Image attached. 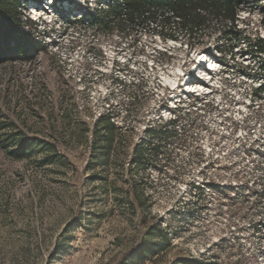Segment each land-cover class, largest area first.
Returning <instances> with one entry per match:
<instances>
[{"label":"rangeland","instance_id":"rangeland-1","mask_svg":"<svg viewBox=\"0 0 264 264\" xmlns=\"http://www.w3.org/2000/svg\"><path fill=\"white\" fill-rule=\"evenodd\" d=\"M62 1L50 25L39 26L44 46L33 58L0 64V139L18 131L53 146L17 159L0 142V264H263L254 255L264 249V226L253 224L264 217L260 201L196 187L193 143L162 130L145 135L151 80L160 72L150 68L152 26L142 29L145 53L135 57L128 41L103 37L90 18L69 25L80 2ZM98 4L88 3L91 15ZM209 24L208 36L219 26ZM163 43L173 55L162 59H193L184 46ZM110 49L128 59L121 77L128 83L138 74L148 90L133 112L128 87L100 74L109 71L103 55ZM109 105L112 114L100 121L97 112ZM108 119L116 127L110 152L105 141L94 147L95 130L106 131ZM163 140L170 144L162 149Z\"/></svg>","mask_w":264,"mask_h":264},{"label":"built area","instance_id":"built-area-1","mask_svg":"<svg viewBox=\"0 0 264 264\" xmlns=\"http://www.w3.org/2000/svg\"><path fill=\"white\" fill-rule=\"evenodd\" d=\"M70 1L64 2L70 4ZM76 1L80 5L78 9H71L69 25L84 18L81 0ZM91 1L99 3L100 8H107L111 0H85L83 10L91 7L88 5ZM33 7L40 13H33ZM53 8L57 9L52 0L34 3L25 9L24 20L31 19L38 26L50 25L47 23L48 18H53ZM77 11L81 14H75ZM210 21L219 24L210 36L205 33L209 24L200 28L196 37L186 40L182 34L178 38L166 35L153 24L148 28L156 43L150 68L160 69V72L151 80L149 93L154 107L149 111L152 121L148 120L144 132L146 137H153L156 131L162 130L165 138H178L181 143H186L187 139L193 143V153L200 163L196 187H212L219 193L226 191L232 199L239 195L253 196L264 206V0H238L233 19L213 18ZM138 32L133 30L124 35L115 29L102 32V35L108 38L116 35L121 42L128 41L137 57L145 53L139 46L143 32L136 37ZM202 33L204 39L199 41L197 37ZM163 40L169 41L172 47L184 46L193 59L183 64H175L173 57L162 59L161 55H173ZM106 52L104 67L109 71L99 68L100 74L109 72L110 80L121 88L128 87L127 100L133 112L142 95L148 92L146 85L138 74L127 83L120 73L129 70L128 59L122 60L123 55L116 53V49L108 51L114 52L112 55ZM122 63L126 66L121 67ZM110 110L109 105L97 112V116L111 115ZM168 144L164 143L162 149ZM260 216L253 224L263 227L264 217ZM254 255L264 264V249Z\"/></svg>","mask_w":264,"mask_h":264},{"label":"trees","instance_id":"trees-1","mask_svg":"<svg viewBox=\"0 0 264 264\" xmlns=\"http://www.w3.org/2000/svg\"><path fill=\"white\" fill-rule=\"evenodd\" d=\"M29 1L31 4L42 2V0H0V64L17 58L30 61L33 58L31 51L39 50L44 46L36 39L37 33L41 32L37 22L31 19L24 20V11L29 6ZM52 1L55 6L56 3L63 2ZM237 4L238 0H111L107 3V8L101 6L93 15L90 14L91 7L85 10L80 7L84 12V18L80 22L85 24V20L90 18L93 22L91 23L101 32L119 29L124 35H129L133 30L139 31V28L142 31L145 26L150 27L153 24L160 31L166 32V35L178 38L183 34L188 36L187 39H191L197 36L196 32L200 28L209 25V21L213 18L233 19ZM56 8L59 10V7ZM170 29L172 31H168ZM106 117L107 115L103 116L100 121ZM106 121L107 132L99 128L95 130L94 147L98 148L105 141V145L102 146L105 151L110 152L114 145L116 127L109 119ZM0 142L8 149V153L17 159L53 148L49 142L41 141L39 138L24 137L18 131L3 133ZM146 230H148L146 234L154 235L152 229ZM199 264L214 263L199 262Z\"/></svg>","mask_w":264,"mask_h":264},{"label":"bare ground","instance_id":"bare-ground-1","mask_svg":"<svg viewBox=\"0 0 264 264\" xmlns=\"http://www.w3.org/2000/svg\"><path fill=\"white\" fill-rule=\"evenodd\" d=\"M32 11H33V13H35V14L40 13V11L36 10L34 7H33V10H32ZM211 66H213L212 63L210 64V67H211Z\"/></svg>","mask_w":264,"mask_h":264}]
</instances>
